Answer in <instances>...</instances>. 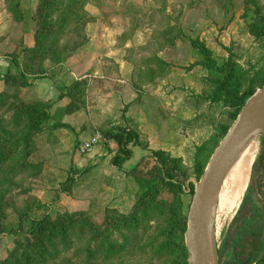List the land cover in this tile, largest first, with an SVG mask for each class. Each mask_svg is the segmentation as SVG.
<instances>
[{
  "label": "rangeland",
  "instance_id": "374dc122",
  "mask_svg": "<svg viewBox=\"0 0 264 264\" xmlns=\"http://www.w3.org/2000/svg\"><path fill=\"white\" fill-rule=\"evenodd\" d=\"M46 1L0 0V228L4 229L0 261L18 256L31 240L17 228L19 223L24 228L31 218L45 213L51 220L68 214L88 218L91 225L86 224L78 235L69 228L62 240L54 236L53 245H47L49 258L36 264H181L175 224L179 202L159 187L153 190L149 211L138 214L136 226L128 229L110 223L143 201L137 184L128 178L124 184L132 194L127 197L130 205L120 206V211L110 206L94 211L62 208L59 192L65 191L59 182L74 169L77 144L70 152L57 139L52 142L54 123L47 121L49 113L39 130L32 128L38 103L45 102L48 110L54 102L37 96L34 79L48 75L56 85V97L84 96L99 80L104 94L127 87L121 100L146 113L140 143L163 147L178 156L190 173L194 146L215 136L220 125L229 121V107L208 98L216 72L201 63L191 39L201 40L217 63L230 58L247 75L263 68L264 34L254 36L247 23L264 21V0H52L48 5ZM5 58L17 63L7 61L3 67ZM149 110L158 122L149 119ZM116 118L120 117L111 116L96 131L101 133ZM263 137L264 133L254 138L260 144L255 159ZM111 147L102 150L103 156H111L115 143ZM134 148L123 166L143 156L139 166L145 169L152 158L140 145ZM255 159L236 209L218 229L217 264H238L254 246L244 230L264 233V195L257 185L263 162L254 166L251 177ZM188 178L196 180L192 174ZM184 196L181 209L186 211L190 196ZM106 225L117 248L114 252L95 247L91 237ZM9 228L14 230L6 231Z\"/></svg>",
  "mask_w": 264,
  "mask_h": 264
},
{
  "label": "trees",
  "instance_id": "16d2710c",
  "mask_svg": "<svg viewBox=\"0 0 264 264\" xmlns=\"http://www.w3.org/2000/svg\"><path fill=\"white\" fill-rule=\"evenodd\" d=\"M51 2L52 0L46 1L47 5ZM247 29L254 36H260L264 34V21L252 19L247 23ZM191 43L194 49H196V51L201 55V63L208 70L216 72L211 79L212 86L210 88V92L208 93V98L212 101H220L229 107V110L227 111L229 121L220 125L217 133H215V136L203 139L194 146L190 173H188L185 167L181 164L178 156H173L162 148H147V146L140 143L137 132L125 125L116 123L104 128L101 131L105 141L111 139L115 143V150L110 156V162L118 168L125 170L140 190L139 199H143V201L140 200V205L138 207H133L132 210L126 214H118L117 218L112 220L110 223H112L114 227L128 229L130 226H134L136 224L138 214H140V216H144L145 212L149 211L148 206L153 197V190H155L156 187L171 193L176 198V202H179L177 206L178 218L175 224L179 234L177 249L181 264H186L187 256L182 237L185 227V210L181 209V201L182 197L184 195L186 196V193L190 196L193 188V182L188 177L192 174L197 179L211 150L234 118L240 105L255 89V87L259 86L264 80V67L257 68L253 70L251 74L247 75V71L241 70L230 58H226L220 63H217L211 56L210 49L201 40L194 38L191 39ZM10 62H14L15 64L17 63L15 59L11 58L9 59V63ZM38 105L39 112L32 125L34 130H39L42 125L41 123L48 116L46 103L39 102ZM24 106L26 105H23V107ZM20 111L24 112L23 109ZM62 125L64 124L61 122L54 123V126ZM104 145L106 147V142ZM134 145H140L143 149L148 151L146 155H149L152 158V162L145 169H142L139 166V160L142 159L143 156L132 165L123 166L124 161L128 160V158L132 155V146ZM259 161L263 162V174L257 179V185L261 187L264 195V137L260 152L252 166L251 177L253 168ZM73 180L74 178L71 176V172L68 171L65 178L60 181L59 188L65 192L69 191ZM158 204L159 203H154L153 206H158ZM187 205L188 201L186 202V206ZM70 215L71 214L62 215L58 219L56 218L51 220L47 218L45 213H43L38 217L31 218L29 223L24 228L22 227V223H19L17 228L24 229V231L32 238L27 243H24L25 246L20 251L18 256L11 258L9 261L5 258L0 261V264L44 263L46 259L49 258L47 245H53L52 238L54 236L57 235L59 239L62 240L69 228L73 231L74 235H78L83 232V228L86 224L91 225L88 218H71L69 217ZM107 229V225L106 227L99 226L93 234H91V237L96 240L95 247H103L104 251L114 252L117 248H114V244L110 241V230L108 231ZM111 229H113V227H111ZM10 230L14 229L9 228V230L6 231ZM1 231H4V229L0 228V232ZM243 232L249 240L254 243L255 247L257 245V248L255 249L253 246L251 249H247L243 253V256L237 260L238 264H249L251 262L252 264H264V233H261L262 236H260L259 233L258 235H253L246 230ZM243 232H241V234ZM26 240H28L27 237ZM260 244V250H258ZM149 247H151L150 244ZM160 250H162V246H160ZM85 252L87 254L92 253V251L88 249H86ZM232 255L234 256L233 252Z\"/></svg>",
  "mask_w": 264,
  "mask_h": 264
},
{
  "label": "crops",
  "instance_id": "0c3cea01",
  "mask_svg": "<svg viewBox=\"0 0 264 264\" xmlns=\"http://www.w3.org/2000/svg\"><path fill=\"white\" fill-rule=\"evenodd\" d=\"M7 61L9 60L5 58V62L1 65L5 67ZM73 77L75 79L81 76ZM118 79L119 81H123L122 78ZM34 81L36 82L37 96L44 100L49 98L51 101L52 99L54 101L50 109H48L50 111L48 112L49 117L47 121L49 123L61 122L64 124L62 126H53L50 129L52 142L57 139L59 145H65L70 149V152H72L73 144H75L76 149V144L80 140L86 139L96 131V128L104 124L108 118L111 116L114 118L115 115H118L120 118L110 120V124L111 122H116L125 125L135 130L138 139H141L146 113L141 108H130L129 105L131 103L125 105L126 103L121 100L123 97L120 94L127 87L124 89H110L111 92H107L108 94L105 92L104 94L102 86L99 85V80L98 83H94L90 92L86 89L87 94L85 91L84 96L79 97L77 93L76 96L64 95L56 97L58 94L56 85L48 75L36 78ZM149 111V119L152 120L151 118H154V121L158 122L156 113L152 110ZM106 143L109 146L106 148V151L114 149V147H111L114 145L111 139H108ZM134 147L135 145L132 146L133 152ZM142 150L146 153L148 152L145 149ZM77 152L72 158L71 167L74 166V169L70 172L74 180L70 189L67 192H59L62 208H86L94 211L105 206L114 207L117 210L122 205L127 207L130 202L127 197L130 196L131 192H128L124 179L128 178L132 184L134 182L125 170L112 164L110 162V154L103 156L104 152L97 150V146L88 153ZM94 160L96 162L91 166Z\"/></svg>",
  "mask_w": 264,
  "mask_h": 264
},
{
  "label": "water",
  "instance_id": "95a60500",
  "mask_svg": "<svg viewBox=\"0 0 264 264\" xmlns=\"http://www.w3.org/2000/svg\"><path fill=\"white\" fill-rule=\"evenodd\" d=\"M263 133L264 80L240 105L199 176L192 181L183 230L187 264H217L218 239L213 220L215 193L242 147L254 134L260 137Z\"/></svg>",
  "mask_w": 264,
  "mask_h": 264
},
{
  "label": "bare ground",
  "instance_id": "6f19581e",
  "mask_svg": "<svg viewBox=\"0 0 264 264\" xmlns=\"http://www.w3.org/2000/svg\"><path fill=\"white\" fill-rule=\"evenodd\" d=\"M255 137L258 138L257 134H254L239 151L215 193L213 220L216 234L223 223L231 217L241 199L250 166L259 151L260 144L256 141L257 138L254 139Z\"/></svg>",
  "mask_w": 264,
  "mask_h": 264
},
{
  "label": "built area",
  "instance_id": "2783aa9c",
  "mask_svg": "<svg viewBox=\"0 0 264 264\" xmlns=\"http://www.w3.org/2000/svg\"><path fill=\"white\" fill-rule=\"evenodd\" d=\"M114 124H116V122H111V125H114ZM104 144H105V139L103 135L100 132L95 131L90 136H88L86 139L80 140L77 143V151L79 153H88V152H91L95 146H97V149L99 150H103V149L106 150Z\"/></svg>",
  "mask_w": 264,
  "mask_h": 264
}]
</instances>
